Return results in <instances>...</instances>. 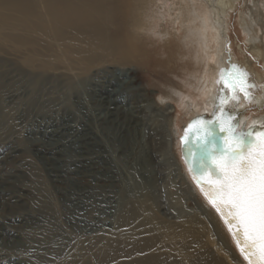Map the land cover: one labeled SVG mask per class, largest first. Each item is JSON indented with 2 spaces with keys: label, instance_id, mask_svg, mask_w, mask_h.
<instances>
[{
  "label": "bare ground",
  "instance_id": "1",
  "mask_svg": "<svg viewBox=\"0 0 264 264\" xmlns=\"http://www.w3.org/2000/svg\"><path fill=\"white\" fill-rule=\"evenodd\" d=\"M158 1L0 0V264H246L182 155L180 173L203 200L211 242L186 233L199 215L176 222L147 212L153 183L141 115L157 106L135 75L148 73L153 52L166 55L157 66L165 71L171 55L188 56L182 81L193 93L172 87L163 98H207L210 113L188 112L209 119L214 81L228 67L217 10L226 14L234 0L212 9ZM167 19L182 30L172 34L171 55ZM242 24L257 54V36ZM253 84L251 104L264 109V81ZM251 104L241 97L227 106L243 127L264 124V112L245 121ZM176 122L171 133L181 149Z\"/></svg>",
  "mask_w": 264,
  "mask_h": 264
},
{
  "label": "rangeland",
  "instance_id": "2",
  "mask_svg": "<svg viewBox=\"0 0 264 264\" xmlns=\"http://www.w3.org/2000/svg\"><path fill=\"white\" fill-rule=\"evenodd\" d=\"M162 1L163 0H159L158 2L161 3ZM164 1H166L165 5L168 6L172 1L176 0ZM216 1L217 0H193L196 5L204 4L209 9L213 8ZM226 1L227 5L228 0ZM217 13V23L221 25L219 31L222 34V37L225 38L227 44V48H224L226 61H229L228 52H230L234 57V64L246 70L249 74V83H259V81H264V0H234L232 6L226 8V14H222L220 10H217ZM242 23L247 24L253 34L257 36L255 43L257 45L256 50L258 51V56H253L257 55L256 52H254L255 49L253 50L251 48L252 44L244 39ZM163 25V27L167 29V32H169L168 40L170 44V49H164H166L167 53L171 55L169 50L175 52L176 49V37L174 35L179 37L182 34V30H180L181 27L178 26V24L177 26L172 24L170 19H167ZM157 29L162 28L157 27ZM221 31L224 32L222 33ZM163 39L164 37L161 40ZM166 46L167 44L163 45V47ZM152 55L153 65L149 67L148 73L140 72L138 75H135V82L140 84L142 88H145L143 91L146 97L150 101H155L158 108L148 115L146 114L147 112L145 113L146 115H141V119L142 121L144 120L143 122L145 124L143 128L144 131L142 130L141 132V152L148 169L152 174L153 183L151 190L147 193L149 205L147 212L151 215H157L164 218L165 220L170 218L171 220H169L172 221L176 218L177 221L176 219L173 220L176 222L182 220L188 221L191 220L193 215H199L198 217L201 220L195 224H190L191 227L186 233L188 235L191 233L195 234L193 236L200 235L199 238L203 240L205 239V241L210 243L213 236L211 235L208 226L204 225L202 222V220L205 221L206 219L201 212V207H203L204 203L200 195L192 190L190 191L187 187V182L183 180L181 149L180 147L178 148L176 144L177 140L174 139L171 133L173 126L170 123L171 120H174L175 122L177 121L176 127L183 130L191 119L195 117L189 113L191 110L193 111L195 109V106H197L196 108L198 111H202L201 113H210V110L212 109L205 104V102L208 101L207 98H204L203 101L198 99V96L195 95L192 98L190 96H185L182 99H178L176 95L172 96L173 99L163 98L167 96L172 87L182 90L185 95L193 93L192 89H188L187 83H184L188 80L182 81L184 79L183 74L185 71H189L191 63L188 56L180 60L176 59L175 55H171L173 59L167 64V66L170 65L171 68L165 71L157 66L161 64L159 62H165L167 59L166 55L163 53L158 54L156 52H153ZM155 71H160L159 76L157 74L154 75ZM263 112L264 109L256 108V106L251 104L250 106H245L242 115L244 116L245 121L248 122L251 116L258 117ZM182 135L183 133L181 131L177 136L179 146L180 137ZM174 140L175 142H173ZM228 245L231 247V250H235L232 242H229Z\"/></svg>",
  "mask_w": 264,
  "mask_h": 264
},
{
  "label": "snow or ice",
  "instance_id": "3",
  "mask_svg": "<svg viewBox=\"0 0 264 264\" xmlns=\"http://www.w3.org/2000/svg\"><path fill=\"white\" fill-rule=\"evenodd\" d=\"M228 65L219 69L214 81L216 103L211 117H193L183 129L181 154L183 158L193 139L202 153L199 169L188 167L193 182L219 214L246 264H264V124L243 127L236 109H228L241 97L251 104L257 88L249 83L246 70L230 60ZM217 131L223 133L219 148Z\"/></svg>",
  "mask_w": 264,
  "mask_h": 264
},
{
  "label": "water",
  "instance_id": "4",
  "mask_svg": "<svg viewBox=\"0 0 264 264\" xmlns=\"http://www.w3.org/2000/svg\"><path fill=\"white\" fill-rule=\"evenodd\" d=\"M222 135H223V133H220V132L217 131L216 139H215V143H216L217 148L220 147V137ZM188 148L191 149V153H192L191 155H190V153L188 151ZM201 155H202L201 149L196 147L195 143L193 142V139H190L187 148H185V150H184V154H183V158H182L185 165H186L185 160H188V164L186 165L187 170H188L189 166H191L194 170L199 169Z\"/></svg>",
  "mask_w": 264,
  "mask_h": 264
}]
</instances>
